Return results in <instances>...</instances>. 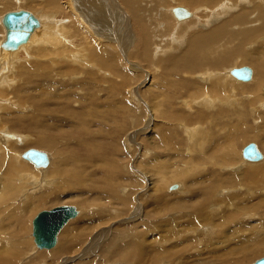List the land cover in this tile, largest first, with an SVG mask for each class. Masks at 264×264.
<instances>
[{"label": "rangeland", "instance_id": "1", "mask_svg": "<svg viewBox=\"0 0 264 264\" xmlns=\"http://www.w3.org/2000/svg\"><path fill=\"white\" fill-rule=\"evenodd\" d=\"M22 1L0 0V19L25 10L66 18L63 23L73 27L77 21L67 11L73 6L95 34L82 0H61L63 10L47 0ZM115 1L125 15L115 8L113 20L110 6L104 7L110 23L103 40L96 41L91 67L53 66L34 48L28 54L22 50L18 63L11 61L12 70L0 67V264H254L264 258V168H258L262 173L255 181L242 177H251L247 169L253 165L264 167V158L245 164L242 150L254 143L264 156V76L253 82L264 73V31L246 34L249 40L236 36L264 27V0L245 5L234 0L233 11L215 10L218 15L208 6L188 21L193 23L188 33L176 31L182 23L172 24L173 0L161 10L158 0ZM136 6L142 7L133 18ZM247 11L251 20L244 17L241 24ZM198 16L205 18L201 24ZM208 19L211 23L204 22ZM224 23H230V41L212 43L210 61L178 76L176 65L187 59L191 40L207 42ZM2 27L0 21V41ZM115 32L123 33L121 41ZM70 33V47L85 44L79 33ZM224 57L231 58L219 63ZM246 66L253 71L252 84L225 75ZM181 81L194 85L186 89ZM208 93L214 108H199ZM46 126L52 129L43 130ZM30 149L51 158L44 174L20 160ZM48 190L56 194L42 195ZM58 206H74L80 216L61 232L56 248L39 253L33 219ZM62 242L73 246L71 252L59 251ZM90 244L95 250L80 254ZM15 247L22 248L21 255Z\"/></svg>", "mask_w": 264, "mask_h": 264}, {"label": "bare ground", "instance_id": "2", "mask_svg": "<svg viewBox=\"0 0 264 264\" xmlns=\"http://www.w3.org/2000/svg\"><path fill=\"white\" fill-rule=\"evenodd\" d=\"M18 1V0H17ZM21 1L22 0H19V3L21 4ZM36 2H37V0H35ZM63 1V0H62ZM66 1V0H65ZM98 1H102V3H100V2H98ZM114 1V2H113ZM82 0V2H85L84 4H86V7H85V15L87 16V18H86V22L88 23V26H90V27H92L93 29H92V31L94 30V32H95V34H92V32L90 31V30H88L85 26H84V24H82L81 23V19H78L77 18V15L78 14H80V13H76L77 11H76V9L73 7V6H71V4L70 5H68V6H71V9H74V10H71L69 7V10H67V11H69L70 13H71V15H72V19L73 20H75V21H77L76 22V25H75V23H74V25L72 24V22H71V24L73 25V27L71 26V27H69V26H67L66 24H65V22L63 23V21L62 20H66V18H63V19H60L57 15H45V14H43V13H35L34 14V16L39 20V22H40V27L39 28H37L34 32H33V34L31 35V37H30V39H29V41L27 42V43H25V44H23V45H21L16 51H7V50H3L2 49V44H3V42L5 41V38H6V29H5V27H4V25H3V18L4 17H2V19H0V21H1V23H2V29L4 30V32H5V37H3V39L0 41V67L2 68V64L4 65L3 67H11V68H13V66L11 65L12 63H11V61H16L17 60V57H18V54L22 51V50H25L24 52H27V54H28V51L29 50H32L33 48H34V52L35 53H37L38 55H41V56H43L44 58H45V60H49V63H51L53 66L54 65H57L58 64V66H59V64L60 63H63V64H70V65H73V66H75V63L76 64H78V65H82V66H88V65H90V67L92 66V64H94L95 62H94V59H93V53H94V51H96V47L98 46V44H97V42H98V40H100V41H102L103 39H102V37H103V35L105 34V32L108 30V26H109V21H107L108 19H106V15H105V9H104V7L105 6H110V8H111V11H112V16H111V19L113 18V20H115L116 19V14L115 15H113V10L115 9V8H118V10H116V11H118V12H121V7L119 8L118 7V5L115 3L116 1L115 0ZM120 1V0H119ZM122 1V3L124 2V4H125V2H127L128 4L129 3H131V1L132 0H121ZM135 0H133V2H134ZM138 3L139 2H142V0H136ZM159 2L156 4L155 2V5H156V8L157 9H160L161 8V6L162 5H164V4H168L167 3V0H158ZM168 1H171V0H168ZM174 1V3H175V5H174V8H177V7H180V8H185L187 11H189L190 13H191V18H189V19H186V20H177L176 18H175V16L173 15V9L174 8H172L171 9V13H172V18L173 19H175V20H177V21H173L172 22V24L174 25V23L177 25V26H179V24L178 23H182V24H180V25H183V26H180V27H178L177 29H176V31H180V32H183V33H188V31H191L192 30V28H190L191 27V25L193 24V23H190V22H188V21H190L191 19L193 20V19H195L194 17H195V15L194 14H199V12H201V14H202V9H204V10H209V8H208V6H211L212 7V9H214V11L216 10H218L219 12H221V14L224 12H228V11H233V10H231L232 8H233V5H232V2L234 1V0H173ZM235 1H237V5H242V4H247V3H249V2H251V1H249V0H244V1H241V0H235ZM253 1V0H252ZM23 2V1H22ZM47 2L50 4V5H53L54 7H56L57 9H59V10H63L62 8H65V6L63 5V3H61V0H47ZM69 2V1H68ZM95 2V3H94ZM96 2H98V3H96ZM74 3H76L75 1H74ZM78 3V2H77ZM90 3H93V5H91ZM120 3V2H119ZM109 4V5H108ZM137 4V3H136ZM140 4H143V3H140ZM139 4V5H140ZM41 5V4H40ZM81 5V4H80ZM121 5V4H120ZM133 6H135L134 4H132ZM132 5H130L131 6V8H133V6ZM159 7H158V6ZM235 5V4H234ZM126 6V5H125ZM138 6V5H137ZM134 7V9L136 10V12L133 14V18H136L137 17V11L139 10V9H141V7L139 6V8L138 7ZM126 7H128V6H126ZM203 7V8H202ZM227 7V8H226ZM66 8H67V6H66ZM80 8V7H79ZM83 8V7H82ZM187 8H189L190 10H192V11H190L189 9H187ZM256 8V10H258V8L257 7H255ZM130 9V8H129ZM133 9V10H134ZM226 9V10H225ZM71 10V11H70ZM79 10V9H78ZM81 10V9H80ZM83 10V9H82ZM107 10V9H106ZM120 10V11H119ZM132 10V11H133ZM161 10V9H160ZM123 11V10H122ZM164 11V10H163ZM215 11V13H216V15H218L217 14V12ZM68 12V13H69ZM80 12V11H79ZM130 12H131V10H130ZM142 12H144L143 10H142ZM142 12H141V14H142ZM160 11H158L157 10V13H158V15H159V17L160 18H163L164 17V15H165V18L167 17L166 16V14L167 13H162V14H160L159 13ZM195 12V13H194ZM251 12L252 11H247V12H244L243 14H241V17L238 19V21L241 23V24H245V22L243 21V18L244 17H246L247 19H250V14H251ZM82 13V12H81ZM107 13V12H106ZM214 12H213V15L211 16L212 18H213V21H214V17H215V14ZM229 13V12H228ZM110 14H111V12H110ZM118 14V13H117ZM140 14V16H141V18L144 20V17L142 16ZM239 14V13H238ZM123 15H125L124 13H120V16H123ZM206 15V14H205ZM109 16V15H108ZM119 16V15H118ZM117 16V17H118ZM119 16V18H121ZM130 16V15H129ZM240 16V15H239ZM263 16V15H262ZM262 16H260L261 18H262ZM81 18H82V16H80ZM126 17V16H125ZM171 17H170V19H171ZM197 17V16H196ZM199 17V16H198ZM252 17H257V14H254V15H252L251 16V18ZM259 17V16H258ZM200 18V19H199ZM198 19V23H200V21H202V19H205V18H202L201 19V17H199ZM211 18V19H212ZM217 18V17H216ZM216 18H215V21H217L216 20ZM83 20H84V18H82ZM124 19V18H123ZM122 19V20H123ZM126 19V18H125ZM170 19H168L169 21H168V23H171V20ZM211 19H208L207 21H205L204 20V22L205 23H208V21H210ZM253 19V18H252ZM69 20V19H68ZM81 20V21H80ZM137 20H138V18H137ZM251 20V19H250ZM74 21V22H75ZM139 21V20H138ZM212 21V20H211ZM211 21H210V23H211ZM231 21V20H230ZM230 21H228V22H230ZM118 22V21H117ZM177 22V23H176ZM183 22H186V23H184L183 24ZM195 22V21H194ZM235 22V21H234ZM256 22H258V21H256ZM85 23V22H84ZM231 23V22H230ZM230 23H224V24H222V25H220L217 29H216V31L214 32V33H209L206 37H205V41H207V42H201V41H199V40H196L195 38H193L192 39V37H191V42H192V44H190L189 46L190 47H188V49L186 50V56H187V59H181L177 64L179 65V64H182L181 66H177L176 65V72H177V74H178V76H181L183 73H185L186 71H191V72H194V71H196L198 68H199V66L201 65V63H203V62H207V61H210L209 60V48H211V47H213V45H212V43H214V42H216L218 45H220V44H222L223 43V40H224V38H227L229 41H230V39L232 38V34H233V32H230L229 31V25H230ZM86 24V23H85ZM201 24V23H200ZM200 24H198V25H200ZM212 24H214V23H212ZM69 25V24H68ZM120 25V24H119ZM164 25V24H163ZM168 26H169V24H167ZM165 26V25H164ZM175 26V25H174ZM258 26V25H257ZM261 26V25H260ZM259 26V27H260ZM114 27V26H113ZM127 27V26H126ZM126 27H124V28H126ZM161 27V26H160ZM117 28V27H116ZM140 28L142 29V31H144V29H146L145 27H143V26H140ZM139 28V32H141V29ZM170 28H173L172 27V25H170ZM251 28V27H250ZM90 29V28H89ZM127 29V28H126ZM125 29V30H126ZM252 29V28H251ZM112 30H114L113 28H112ZM123 30V29H122ZM237 30V29H236ZM73 31H74V33H79L78 35L85 41V44H84V42L83 43H81L80 42V44L78 45V43H77V46H73L72 45V47H70V39H71V33L70 32H72V34H73ZM119 31V30H118ZM117 31V32H118ZM238 31V30H237ZM264 31V27L261 29V30H258V31H254V30H252V31H249V32H244V33H242L240 36H236L238 39L240 38V39H243V38H246V39H248L249 40V37H246V34H250V33H262ZM109 32V31H108ZM192 32V31H191ZM3 33V32H2ZM112 32H110V34H111ZM116 33V32H115ZM264 33V32H263ZM113 34V33H112ZM117 34V36H120V39L118 38V37H116V38H118L120 41H121V38H122V35H123V33L121 32V34H119L118 35V33H116ZM198 34V33H197ZM115 35V34H114ZM194 35V34H193ZM64 37H66V39H68V41H67V43L65 42V39H64ZM113 37V36H112ZM74 38H76V36L74 37ZM73 38V39H74ZM104 38V37H103ZM102 39V40H101ZM79 40V39H78ZM114 40H115V38H114ZM189 40V41H190ZM82 41V40H81ZM97 41V42H96ZM143 41H147V40H143ZM190 42V43H191ZM240 42H244L245 43V39L244 40H240ZM73 44V43H72ZM26 46V47H25ZM10 55V56H9ZM21 55V54H20ZM36 55V54H35ZM38 55H36V56H38ZM95 56V55H94ZM31 57H32V55H31ZM39 57V56H38ZM43 57H41V58H43ZM40 58V59H41ZM46 58H48V59H46ZM227 58H229V57H224V58H220V61H219V63H221V62H229V59L231 58H229L228 60H227ZM226 59V60H225ZM43 60V59H42ZM3 62V63H2ZM17 63H18V60L16 61ZM90 62H91V64H90ZM224 62V63H225ZM103 64H106V62H103ZM103 64H102V66H103ZM11 65V66H10ZM18 65V64H17ZM62 65V64H61ZM224 65V64H223ZM19 66V65H18ZM106 66V65H105ZM56 67V66H55ZM81 67V66H80ZM97 67V66H96ZM10 68V70H12ZM17 68V67H16ZM46 68V67H45ZM81 68H83V67H81ZM96 69V68H95ZM93 70H94V68H93ZM234 69H231V70H227V72H225V75H227V77H232V78H234V76H233V74H232V71H233ZM14 71V70H13ZM48 71V70H47ZM96 71V70H95ZM98 71V73H100V72H102L100 69L99 70H97ZM96 71V72H97ZM7 73H9V72H7ZM252 73H253V71H252ZM2 73H0V75H1ZM101 74V73H100ZM206 74H208V73H206ZM216 74H219V73H216ZM4 75V74H3ZM3 75H1V76H3ZM0 76V77H1ZM264 76V73H260L259 75H257L256 76V78L254 79V81L253 82H255L256 81V83H257V81L259 80V82H260V79L259 78H262ZM200 77V76H199ZM215 77L218 79V76L217 75H215ZM230 77V78H231ZM2 78V77H1ZM252 78H253V74H252ZM4 79V78H3ZM235 79V78H234ZM6 80V79H5ZM5 80H4V82H5ZM252 80V79H251ZM239 82H240V80H238ZM3 82V81H2ZM193 82V81H192ZM192 82H188V81H181L180 82V85L181 86H184L186 89H188V88H190L191 86H193L194 85V83H192ZM241 82H244V81H241ZM240 82V83H241ZM248 82H250L251 84L253 83V82H251V81H248ZM212 83H213V85H212ZM211 83V85L214 87V85H215V83L214 82H212ZM251 84H249V85H251ZM258 84V83H257ZM211 85H210V87H211ZM216 86H217V84H216ZM204 87V86H203ZM202 88V87H201ZM217 88V87H216ZM216 88H215V90H216ZM204 89V88H203ZM214 90V91H215ZM248 90L249 91H252L253 90V88H251V87H249L248 88ZM211 91V90H210ZM201 93V92H200ZM212 93H214V92H212ZM211 93V94H212ZM234 93V92H233ZM198 94V93H197ZM207 94V93H206ZM199 95V94H198ZM198 95H196V97H198ZM205 95V94H204ZM195 96V95H194ZM200 96H201V94H200ZM199 96V97H200ZM193 97V96H192ZM198 97V98H199ZM194 98V97H193ZM197 98V99H198ZM201 98H203L202 99V101L200 100ZM190 99H192V98H190ZM196 99V98H195ZM200 101H198L199 102V105H198V107L199 108H204V109H206V107H208V108H210V107H212V105L214 104L213 102H212V97L209 95V93H208V95H206L205 96V98L204 97H200ZM215 99V98H214ZM191 102V101H190ZM197 102V101H196ZM254 102V101H253ZM253 102H251L252 104H253ZM222 103V102H221ZM250 103V104H251ZM188 108H190V105L191 104H188L187 102H185L184 103ZM220 105V104H219ZM263 105V104H262ZM210 106V107H209ZM215 106V105H214ZM214 106L212 107V108H214ZM207 110H209V109H207ZM214 110V109H213ZM37 117H39V116H37ZM49 118H51V117H49ZM201 118V117H200ZM211 118V117H210ZM39 119V118H38ZM202 119V118H201ZM192 123V122H191ZM38 128V127H37ZM197 128H199V127H197ZM50 129H52V127L51 126H46V127H44L43 128V130H50ZM186 129V128H185ZM187 130H188V128H187ZM195 131H196V128L194 129ZM189 131V130H188ZM197 131H198V129H197ZM190 132H191V130H190ZM192 132H193V130H192ZM193 134V133H192ZM189 135V134H188ZM206 135H208L207 134V132H206ZM12 140H13V138L12 137H10ZM55 138V137H54ZM53 138V139H54ZM233 138V137H232ZM10 139V140H11ZM54 141V140H53ZM53 141H51V142H53ZM55 141H57V140H55ZM27 143V142H26ZM11 148H12V146H11ZM258 148V147H257ZM258 150H259V148H258ZM243 151V150H242ZM260 151V150H259ZM47 154V153H46ZM262 154V153H261ZM48 155V154H47ZM23 154L20 156V160H22V161H24V159H23ZM262 156H263V154H262ZM48 157H49V155H48ZM15 158V157H14ZM242 158H243V155H242ZM263 158H264V156H263ZM263 158H262V160L261 161H263ZM244 159V158H243ZM19 160V161H20ZM245 160V159H244ZM26 161V160H25ZM243 161V160H242ZM245 161H247V160H245ZM261 161H259V162H261ZM15 162V161H14ZM26 162H28V161H26ZM248 163H246L245 162V164H249L250 165V163H258V162H249V161H247ZM24 163V162H23ZM28 163H30V162H28ZM31 164V163H30ZM32 165V164H31ZM50 165H51V158L49 157V164H48V166L47 167H44V168H36L34 165V168L38 171V174L39 173H42V174H44L45 172H47L46 170H49L48 168L50 167ZM259 165H261L262 166V164H256V165H253L254 167H249V169H247V171H249L250 172V175H251V177L248 175L247 177H242L243 179H244V182L246 183V181L248 182V180H254L255 181V179L257 178V177H261V173H262V171H260L258 168H264V167H261V166H259ZM14 166V165H13ZM21 167V166H20ZM22 167H23V165H22ZM10 168H8V170H9ZM11 169L13 170V167L11 166ZM24 169H25V167H24ZM232 170V169H231ZM27 174V173H26ZM34 174H36V173H34ZM38 174H36V175H38ZM9 175V174H8ZM260 175V176H259ZM26 176V175H25ZM34 175H28L27 174V177L26 178H28V177H30V178H33V180L35 181V180H37V177H33ZM55 176H57V175H55V174H53L52 175V177H55ZM48 178V177H47ZM10 179V178H9ZM49 179V178H48ZM51 179V178H50ZM25 180V179H24ZM30 180H32V179H30ZM53 180H54V178H53ZM257 180V179H256ZM33 181V182H34ZM51 181H52V179H51ZM242 181V180H241ZM64 182V181H63ZM243 182V181H242ZM35 184V183H34ZM50 184H52V183H50ZM60 185V184H59ZM250 185V184H249ZM36 187L37 186H39V184H36L35 185ZM53 186V185H52ZM61 186V185H60ZM59 186V187H60ZM38 188V187H37ZM36 188V189H37ZM42 188V187H41ZM51 189V188H50ZM59 189H61V188H59ZM171 189V188H170ZM172 190H177V187H176V189H172ZM39 191V190H38ZM38 191H35V192H37L38 193ZM51 191V190H50ZM53 191V190H52ZM51 191V192H52ZM48 192H49V190H48ZM51 192H49V193H45L44 192V194H42V195H55L56 193L54 192V193H51ZM181 192V191H180ZM228 192V191H227ZM36 194H33L32 196H35ZM213 200V199H212ZM214 201V200H213ZM235 201V200H234ZM214 207V206H213ZM212 207V208H213ZM76 208V207H75ZM215 209V208H214ZM214 209H212V210H214ZM76 211H77V213H78V216L77 217H75V218H72V219H70L68 222H67V224L64 226V228L60 231V233H59V235L61 234V232H62V234H61V236L63 235V233L67 230V228L69 227V226H71L75 221H73V220H75L76 218H78L79 216H80V214H79V211H78V209L76 208ZM137 211V210H136ZM141 211V210H140ZM216 211V210H215ZM134 213H136V212H134ZM138 213V212H137ZM134 215V214H133ZM208 215H209V212H208ZM218 215V214H217ZM236 215V214H235ZM37 216V215H36ZM35 216V217H36ZM87 216V215H86ZM231 216V215H230ZM254 216V215H253ZM210 218H212V217H210ZM235 219V218H234ZM34 220V219H33ZM205 221L206 222H208L209 221V216L208 217H206V219H205ZM214 221V220H213ZM132 223V222H131ZM210 223V222H209ZM69 224V225H68ZM32 226H33V222H32ZM67 226V227H66ZM31 227V226H30ZM66 227V228H65ZM210 230V229H209ZM263 230V229H262ZM219 234V233H218ZM217 234V235H218ZM33 235V234H32ZM59 235H58V237H57V243H56V245L53 247V248H51V249H40V248H38L37 247V245H36V243H35V240H34V237H33V243L35 244V246L37 247V250L39 251V253H41V251H51V250H53L54 248H56V246H57V244H58V241H60L59 240ZM72 235V234H71ZM220 235V234H219ZM218 235V236H219ZM100 235H98L97 237H99ZM76 239V238H75ZM62 240V239H61ZM69 241V240H68ZM61 242V241H60ZM67 243V242H66ZM70 243L72 244L73 242H69V244L68 245H70ZM132 245V244H131ZM18 246V245H17ZM72 245H70L69 247H67L66 246V244H65V242H62V244H60V247H59V251L61 252V251H63V252H65V253H69V252H71V250H72ZM140 247V246H139ZM64 248L66 249L67 248V250H64ZM98 248V247H97ZM96 248V249H97ZM131 248V249H130ZM130 248H129V251L130 250H133V251H135V246H130ZM18 253H19V255H21V251H22V248H20L19 247V249H17L16 247L14 248ZM36 250V249H35ZM93 250H95V247H93L92 248V251ZM33 251V250H32ZM91 251V244L90 245H87V247H84L83 248V250L81 251V253L80 254H82V255H89V253H91L92 252ZM63 252H61V253H63ZM217 252H219V251H217ZM43 253V252H42ZM54 253V252H53ZM125 253H127V251L125 252ZM44 254V253H43ZM42 254V255H43ZM33 255V254H32ZM72 257V256H71ZM129 257H131V255H128V257L127 258H129ZM46 259H47V256L45 257ZM83 258H85V257H83ZM132 258V257H131ZM262 259V258H261ZM67 260H69V259H67ZM66 260V261H67ZM202 260V259H201ZM0 261H2V259L0 258ZM58 261V260H57ZM60 261V260H59ZM58 261V262H59ZM65 261V262H66ZM71 261V260H70ZM48 262V261H47ZM3 263V262H2ZM242 264L244 263V262H241ZM247 263V262H246ZM255 263V262H254Z\"/></svg>", "mask_w": 264, "mask_h": 264}, {"label": "water", "instance_id": "3", "mask_svg": "<svg viewBox=\"0 0 264 264\" xmlns=\"http://www.w3.org/2000/svg\"><path fill=\"white\" fill-rule=\"evenodd\" d=\"M173 15L177 20L191 18V13L185 8H174ZM6 29V38L2 49L16 51L21 45L27 43L33 32L40 27L39 20L29 11L20 10L7 13L3 18ZM233 76L240 81L248 82L252 79V70L242 67L232 71ZM243 158L249 162H259L263 156L256 144L251 143L243 149ZM23 159L30 162L36 168H44L49 164L48 155L37 149H30L23 154ZM171 189H176L173 186ZM78 216L74 206H58L48 211H42L33 220V237L40 249H51L57 243V237L67 222ZM254 264H264V258Z\"/></svg>", "mask_w": 264, "mask_h": 264}]
</instances>
